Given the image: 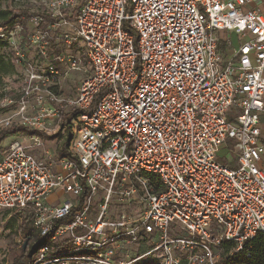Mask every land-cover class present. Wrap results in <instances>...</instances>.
<instances>
[{
    "label": "built area",
    "instance_id": "obj_1",
    "mask_svg": "<svg viewBox=\"0 0 264 264\" xmlns=\"http://www.w3.org/2000/svg\"><path fill=\"white\" fill-rule=\"evenodd\" d=\"M8 2L6 77L35 101L18 125L57 133L78 111L67 156L26 133L0 151V211L41 237L27 264H221L264 233V0Z\"/></svg>",
    "mask_w": 264,
    "mask_h": 264
},
{
    "label": "rangeland",
    "instance_id": "obj_2",
    "mask_svg": "<svg viewBox=\"0 0 264 264\" xmlns=\"http://www.w3.org/2000/svg\"><path fill=\"white\" fill-rule=\"evenodd\" d=\"M9 2L8 0H0V8L3 7H8ZM18 6V5H17ZM19 7V6H18ZM30 7H33L30 5ZM219 37L222 40V50L221 54L224 57V60H228L231 58L234 54V46L229 43L228 40V33L225 30H220L218 32ZM81 44V43H80ZM80 50L82 53L85 52V48L80 45ZM76 47V46H74ZM9 52L8 48L0 47V53L7 55ZM252 61L255 63L254 58L252 57ZM82 63L87 66V60L84 59L82 60ZM16 73V72H15ZM87 72H81V71H73L70 73L69 77L64 79L62 81V92H54L56 95L60 96H74L76 95V88L79 85L80 81L82 78L86 76ZM17 75V74H14ZM16 86H19V79L13 76L3 78L0 81V130L4 128L5 126L12 125V124H20V121L22 119V116H31L33 115V110L32 107L35 105L34 100L29 101V106L25 110L21 108V97H22V92H15L13 89ZM12 99V102L8 103L9 100ZM28 104V102L26 103ZM11 119L9 123H7ZM49 131H46V134L52 135L55 134L54 130L51 128H48ZM65 130H63V136L58 137L54 140L48 139L47 137L42 138V144L39 147H36L34 152L36 153L37 156L45 158L46 156V150H49L52 153H57L59 149L61 148L62 142L64 141L63 137H65ZM58 132V130H57ZM25 132H16L12 135L7 136L5 139L1 141V148L0 151L3 150L4 148H7V146L15 139H22V135ZM29 137V136H28ZM229 144L234 143V140L229 139L228 140ZM226 145L223 144L221 149H225ZM228 158H225L224 155H219L218 160L226 163L229 165L231 168H236L237 167V155L234 152H230V154L227 155ZM233 157V161L229 163V159L231 160ZM264 158V157H263ZM228 162V163H227ZM22 217L20 216H15L13 215L9 219V226H10V233L9 237L14 239L11 241L10 245L11 248L9 249L8 247L6 250H4V253L6 256L2 257V261H6L9 259V264L13 262L14 257L18 254H20L21 251V244L23 243V232L20 230V227L22 225ZM31 226V224H30ZM41 237L35 238L32 240V244L40 241ZM9 250V251H8Z\"/></svg>",
    "mask_w": 264,
    "mask_h": 264
},
{
    "label": "trees",
    "instance_id": "obj_3",
    "mask_svg": "<svg viewBox=\"0 0 264 264\" xmlns=\"http://www.w3.org/2000/svg\"><path fill=\"white\" fill-rule=\"evenodd\" d=\"M22 10H14L11 9L10 6L2 9L0 8V24L11 25L15 21L20 20L23 15ZM77 16V10L73 12L70 17V20L74 21ZM52 19L51 16H46V20L49 21ZM7 44L5 42L0 41V47L7 48ZM218 50L221 52L222 50V40H219ZM17 67L11 60L9 52L7 55L0 53V81L8 76L12 75L16 72ZM78 113L77 110H72L70 112L65 113L61 128L57 133L48 135L43 130L33 129L25 125L12 124L7 125L0 130V144L3 139L7 136L12 135L16 132L23 131L26 134L39 135L41 137H47L48 139H56L58 137L63 136V130H65V137H63L64 141L62 142L61 148L58 151V156H67L68 155V145L71 138V131L69 128V121ZM1 148V146H0ZM22 225L20 230L23 232V243L21 244L20 254L14 257V260L10 264H27L34 251L40 245L39 243H33L32 240L36 238L32 227L30 226V220L28 217L23 218ZM26 248L24 249V242L28 239ZM231 243H225V251L223 253L224 259L221 260V264L228 263H243V264H264V233H259L254 240L245 246V250L239 253H235L233 256H229L228 252L231 248ZM247 253L250 255L247 256ZM9 264V263H7Z\"/></svg>",
    "mask_w": 264,
    "mask_h": 264
},
{
    "label": "crops",
    "instance_id": "obj_4",
    "mask_svg": "<svg viewBox=\"0 0 264 264\" xmlns=\"http://www.w3.org/2000/svg\"><path fill=\"white\" fill-rule=\"evenodd\" d=\"M264 12V5L261 7ZM235 40V39H234ZM235 45H237V41H234ZM261 128H262V136L261 139L264 142V111L261 113ZM264 157V156H263ZM260 167L264 170V158L260 161ZM13 215L8 211H0V264H7L9 259L6 261H2V257L6 256L4 250L8 247L11 248V241L14 239L9 237V233L11 231L9 226V219ZM9 251V250H8Z\"/></svg>",
    "mask_w": 264,
    "mask_h": 264
},
{
    "label": "water",
    "instance_id": "obj_5",
    "mask_svg": "<svg viewBox=\"0 0 264 264\" xmlns=\"http://www.w3.org/2000/svg\"><path fill=\"white\" fill-rule=\"evenodd\" d=\"M29 238L25 240L24 242V249L26 248L27 242H28Z\"/></svg>",
    "mask_w": 264,
    "mask_h": 264
}]
</instances>
